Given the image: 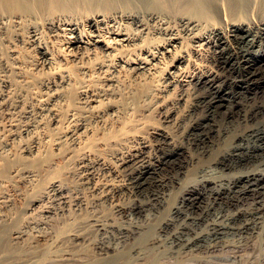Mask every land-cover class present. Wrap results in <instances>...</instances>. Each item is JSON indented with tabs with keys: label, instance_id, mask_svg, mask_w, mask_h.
<instances>
[{
	"label": "bare ground",
	"instance_id": "bare-ground-1",
	"mask_svg": "<svg viewBox=\"0 0 264 264\" xmlns=\"http://www.w3.org/2000/svg\"><path fill=\"white\" fill-rule=\"evenodd\" d=\"M209 48L220 54L228 52L230 60L231 57L237 60V72H244L246 78L225 76L218 70L220 64L212 68L207 66L210 63H198L195 57L202 58ZM161 73L164 76L157 84ZM261 82H264V0H0V137H14L18 128L42 134L31 146L20 150L12 149L6 141L0 148V258L11 257L19 264H45L44 258L47 259L53 246L59 247L68 239L85 238L83 232L76 231L56 239L53 235H49L51 238L37 234L23 241L25 225H22L27 211L53 193L68 202L67 180L75 165L89 182L92 197L78 196L77 201L88 208L100 205L104 199L111 202L122 191L136 195L129 205L118 203L116 209L122 212H139L151 200L164 202L170 215L181 213V207L191 209L197 214L187 218L201 222L206 218L203 198L209 203L212 200L233 207L231 215L228 213L230 222L211 221L206 224L209 229L205 226L206 231L184 240L182 246L195 247L208 239L212 241L226 230L249 231L253 226L250 222L233 223L264 209V169L257 167L264 163V99L260 103L255 100L245 103L253 95L242 96L243 91L235 90L232 84L245 88ZM191 84L214 88L205 94L198 92L201 98H207L206 105L187 128L192 143L194 140L196 144L203 143L199 146L201 152L197 148L195 154L190 147L175 142L168 131V123L181 124L184 114L178 115L174 107L167 105L170 99L163 97L167 88ZM238 104L251 108L242 113L236 108ZM153 108L162 113L163 125L149 126L146 122ZM234 116L241 117L240 121L236 117L232 122ZM41 138L46 141H40ZM205 163L221 170H235L229 176L228 189L217 186L219 177L191 182V176ZM159 166L163 172L157 171ZM31 181L35 182L34 199L27 209H21L12 195L19 196V185ZM205 188L209 189L207 195ZM178 191L182 194L178 203H173ZM226 191L238 198H226ZM249 198L253 201L251 211L245 205L241 207ZM208 206L207 209L211 207ZM107 217L95 220L97 226L108 225ZM110 218L109 226L115 225ZM171 220L166 215L154 223L146 222V226L138 225L139 233L132 244L145 243L155 230L168 227ZM259 227L264 229V222ZM132 228L126 226L123 230L130 234ZM141 247L142 252L145 249ZM105 249L108 256L101 258L109 264L126 257L128 251L131 254L130 248ZM174 255L179 257L177 253Z\"/></svg>",
	"mask_w": 264,
	"mask_h": 264
},
{
	"label": "rangeland",
	"instance_id": "rangeland-1",
	"mask_svg": "<svg viewBox=\"0 0 264 264\" xmlns=\"http://www.w3.org/2000/svg\"><path fill=\"white\" fill-rule=\"evenodd\" d=\"M160 36V35H159ZM158 36V38H159ZM164 35L161 34L160 38L162 37V39L164 40L165 36L163 37ZM160 41H162V39H160ZM189 41V40H187ZM186 41V42H187ZM185 42V43H186ZM189 45L190 43L187 42ZM214 51V52H212ZM209 52V53H208ZM208 52L205 53V55L200 58V57H195V59H197L198 63H201L202 65H206L207 63H210V64H207V66H211L212 68L216 67L218 68V65H219V68L218 70L221 71L225 76L229 77V78H233V79H236L235 75H237V78H241V79H245L246 77L243 75L244 72H237V68H236V64H237V60L234 59L233 57H231V60L230 58H228V52H223V53H218L216 49H213V48H209ZM217 52V53H216ZM209 54V55H208ZM213 54V55H211ZM207 55V56H206ZM217 55V56H216ZM209 56V58H208ZM223 56V57H222ZM230 56V55H229ZM213 57V58H212ZM208 58V59H207ZM201 59V60H200ZM208 61H207V60ZM226 59V60H225ZM221 60V61H220ZM207 61V62H206ZM217 61V62H216ZM203 62V63H202ZM205 63V64H204ZM214 63V64H213ZM224 64V65H222ZM161 65V64H160ZM215 65V66H213ZM221 66V67H220ZM224 67V68H223ZM164 68V67H163ZM229 68V69H228ZM165 69V68H164ZM229 71V72H228ZM226 72V73H224ZM234 72V73H233ZM230 73H231V76H230ZM242 73V74H241ZM228 74V75H226ZM239 74V75H238ZM159 79H161L163 76H164V73L162 74H159ZM161 80L157 81V84L160 82ZM233 88L235 90H242L243 92L241 93V95H245L246 97H253L250 101L247 100V102L245 103H250V102H253V100L257 101L260 103V101H262L264 99V82H261L260 84H257V85H249V87H239V86H236L235 83L232 84ZM254 86V87H253ZM187 87V88H186ZM186 87H182V86H179L177 87H170V88H167V90H165L164 92V96L165 98H168L170 99V102L167 104L168 106H172L176 109L177 114L178 115H183V119L182 121L180 122L181 124H172V123H168V131L171 132L173 134V137H174V141L177 142V143H182L183 145L187 146V147H190V149L193 151V153H198V152H201V148L199 146H201L203 143H197V141L194 140V142L192 143V138L190 136V134L187 133V128H188V125H189V122L193 121L195 119V117L197 116H200L203 112L202 109H204L205 105H206V99L204 97L201 98V96H199L198 94H205L207 93L209 90L210 91H213L214 88L211 89H208V86H204V87H198V86H194V85H189V86H186ZM259 87V88H258ZM196 88V89H195ZM258 88V89H257ZM250 89V90H249ZM169 90V91H168ZM176 90V91H175ZM197 90V91H196ZM204 90V91H203ZM208 90V91H206ZM259 90V91H258ZM254 91V92H253ZM199 92V93H198ZM205 92V93H204ZM168 93V94H167ZM262 93V94H260ZM166 94V96H165ZM258 94V95H257ZM260 94V96H259ZM196 95V96H195ZM182 96V97H181ZM257 97V98H256ZM262 97V98H261ZM198 98V99H197ZM205 100H204V99ZM259 98V99H258ZM262 99V100H261ZM241 100H244V97L241 98ZM179 102V103H178ZM197 102V103H196ZM174 103V104H173ZM178 103V104H177ZM196 103V104H194ZM205 103V104H204ZM244 103V102H243ZM170 104V105H169ZM172 104V105H171ZM177 104V105H175ZM200 106H199V105ZM204 106L202 107L201 105ZM174 105V106H173ZM195 105V106H194ZM198 105V106H197ZM197 106V107H196ZM246 107V109H245ZM242 106L240 104H238V106L236 108H240V111L242 113L246 112V111H249V108H251L249 105L248 107L247 106ZM178 108V109H177ZM192 108V109H191ZM196 108V109H195ZM234 108V109H236ZM182 109V110H181ZM191 109V110H190ZM195 109V110H194ZM248 109V110H247ZM245 110V111H244ZM194 111V113H193ZM196 111V112H195ZM199 111V112H198ZM199 113V114H198ZM162 113H160V111L156 110V108H153L152 109V112L150 113L149 116H147L146 118V122L148 123L149 126H152V125H163L162 124V120H161V115ZM194 115V116H193ZM197 115V116H196ZM189 116V117H188ZM186 117V118H185ZM238 117V119L236 118ZM194 118V119H193ZM191 119V120H189ZM238 120L240 121L241 117L239 118V116H234V118L232 119V122H234L233 120ZM45 120L48 121V117L45 118ZM186 120V121H185ZM161 121V122H160ZM185 121V122H184ZM184 122V123H183ZM225 124H229V123H225ZM243 124V121H241L240 125L242 126ZM160 125V126H161ZM18 133L14 136V137H10V136H1L0 138L1 139H4L2 141H0V148L3 147V144H5V142L3 141H6V142H9L11 144V146L13 147L12 149H15V150H20L22 147L24 146H31L34 142V140H36L37 138H40V136L42 134H39L40 132H37V131H34L33 130H28V131H24L22 132V129L18 128L15 132ZM187 133V134H186ZM40 135V136H39ZM189 135V137H187ZM37 136V137H36ZM190 138V139H189ZM40 141H46L45 139H40ZM195 144V145H194ZM224 143L221 142L220 146H222ZM8 146L5 147L8 148ZM199 150H198V149ZM6 150H9V149H6ZM198 150V152H197ZM13 151V150H12ZM206 165V166H205ZM259 166H257L259 169L263 170L264 169V163L261 164H258ZM72 166V164H71ZM162 166V165H161ZM213 166V167H212ZM75 169H74V172L72 174L69 175L68 177V180H67V186H68V202L67 203H64L60 197L59 194H50L47 198L41 200L37 205L34 206V208L30 211V212H26L25 217L23 218L24 222H23V225L24 226L22 228V230L24 229V239L23 241H27L29 239H31L32 237L34 238L35 236H38V235H44V236H49V235H53L52 237H55V239L57 237H64V234H69L71 235L70 233L74 234V233H79L81 232L80 234H82L83 232V235H85V238H82V239H79L78 241L77 240H72V239H68L66 240L61 246L59 247H52L51 248V253L49 252L47 254V259L44 258V260H46L44 262L43 260V263L45 264H109L108 261H104L102 260L103 259H106L107 257L105 256H108L107 253H108V250L105 249V247H110L114 250H121V249H126V248H130L128 250H131V254L127 253L126 257L122 258L121 260H118L120 262L117 261V263L115 262V264H242L241 261L243 262V264H263L264 262H260V261H264V229H262V227H259V224L264 222V209L263 210H260L258 211L257 213H255V216H254V213H250V214H247L241 218H239L238 220H236L235 222L236 223H233V224H238V221H239V224L240 225L241 223H245V222H250L253 226H250V229H248L249 231H237L235 230L233 232V230H226L224 231L223 233H221L219 235L218 238H213L212 241L210 239L206 240L205 242H200V245H196L195 247L194 246H185L183 245L182 246V242L186 239H189L191 238L192 236H194L195 234H197L198 232L199 233H202L203 230L206 231L207 229H209L207 225H210L211 221L213 223L214 222H230L229 220V217L232 213V208L230 207H226V203L223 204V202H216V203H213V201L211 199L210 203L206 200V198H203V210H204V216H206L205 220L204 221H199V222H192L191 220H189L188 216H192V215H196L197 213L196 212H193L191 209H188V208H185V207H181V213L179 214H171L169 213V208L167 207V205H164V202H151V200H149V203L148 205L146 204V206H144V210L143 208L138 212L135 211V210H127L125 212H122L120 210H117L116 206L118 205H121L123 206L124 205H129L132 202V200L135 199L136 195L135 194H131L129 195V192L128 191H122V195L121 193H119L118 195H116V198L111 202L109 199H104V201L102 200V206H101V203L100 205H96V206H92V207H89L86 206L84 203H80L79 201H77V197H81V196H86L87 198L88 197H91L90 195V189L88 187V183L86 181V178H84L82 175L83 173H80L81 171L78 170L76 168V165L73 166ZM203 168V169H202ZM201 168V170L199 169L195 175L191 176L192 177V181L191 182H194V181H199V180H202L204 177H213L216 179V177H219L216 181H217V186L219 187H224V189H228L229 187V184H230V174H232L234 171L230 172V171H227V170H221L219 169L218 167L215 168L214 165H207L206 163L203 164V167ZM212 168V169H211ZM210 169V170H209ZM159 170V172H161L162 170L160 169V166L158 167L157 171ZM205 170V171H204ZM213 170V171H212ZM215 170L217 172H215ZM225 171V175L223 174ZM264 171V170H263ZM78 172V173H77ZM163 172V171H162ZM198 172H200L199 174H197ZM215 172V174L213 173ZM228 172V173H226ZM204 173V174H203ZM208 173V174H207ZM217 173H221L220 176L219 174ZM80 175V176H79ZM203 175V176H202ZM218 175V176H217ZM221 177V178H220ZM227 177V178H226ZM202 178V179H201ZM224 179V180H223ZM221 180V181H220ZM225 181V182H223ZM223 182V184H222ZM26 183V184H25ZM24 184H21L19 185V193L20 195L19 196H13L12 197L15 199L16 201V204L19 208L21 209H27L30 205V201L32 199H34V196H35V193L33 192L32 190V186L34 185L35 182L32 183V181L29 183V182H25ZM221 183V184H220ZM228 184V185H227ZM87 188V189H86ZM80 189V190H79ZM83 189V190H82ZM178 189H176L177 191ZM205 190H207L205 192V194L207 195L209 189L205 188ZM84 191V192H83ZM89 193H86V192ZM82 192V193H81ZM127 192V193H126ZM87 194V195H84ZM233 192H228L226 191L225 194H228V197L226 198H234V197H237L236 195H232ZM182 194V193H181ZM178 191V193L176 192V194L174 193V196L175 199H173V203H178V199L180 198V195H181ZM134 195V196H133ZM232 195V196H231ZM51 196V197H50ZM118 196V197H117ZM139 196V195H138ZM60 197V198H59ZM140 197V196H139ZM142 197V198H141ZM140 198L141 199H144L146 198L144 195H142ZM144 197V198H143ZM92 198V197H91ZM89 198V199H91ZM238 198V197H237ZM61 199V200H60ZM107 200V201H106ZM61 201V202H60ZM109 201V202H108ZM176 201V202H175ZM207 201V202H206ZM247 201V202H246ZM250 201V202H249ZM60 202V203H59ZM63 202V203H62ZM105 202V203H103ZM252 202L251 199H245V202L244 204L242 203L241 204V207H245L246 209L249 208L248 211H251L252 209ZM41 203V204H40ZM79 203V204H77ZM117 203V204H116ZM162 203V204H161ZM205 203V204H204ZM209 205H207V204ZM221 203V204H220ZM153 204V206H152ZM156 204V207L154 206ZM219 204V205H218ZM225 205L224 207L222 206ZM251 204V205H250ZM83 205V206H82ZM114 205V206H113ZM157 205H160V209H159V206ZM211 205V207H210ZM216 205V207H215ZM245 205V206H244ZM102 208H101V207ZM113 206V207H112ZM151 206V207H150ZM207 206L209 209H207ZM147 207V209H146ZM155 207V208H153ZM166 207V208H165ZM205 207V208H204ZM225 207L226 209L228 210H225ZM150 208V209H148ZM168 208V209H167ZM217 208V209H216ZM35 209V210H34ZM155 209V210H154ZM157 209V210H156ZM159 209V211H158ZM143 210V211H142ZM147 210V211H146ZM153 210V211H151ZM168 210V211H166ZM183 210V211H182ZM185 210H188L185 211ZM202 210V211H203ZM208 210V211H207ZM218 210V211H217ZM222 210V211H221ZM132 211V212H131ZM142 211V212H141ZM150 211V212H149ZM167 215V216H171V221L168 225V227H161V229H158V230H155L156 232V236L155 234L153 233L151 235V237L148 239V241H146L143 246L141 248H143L144 251H139L140 249V246L138 245H134L132 244V240H135L136 239V236L137 234L139 233L138 232V225L140 226L141 224V227L143 226H146L147 224H150L151 223H154V220L156 221L157 219H159L161 216L162 217H165L166 215L163 214V212ZM166 211V212H165ZM210 211V212H209ZM214 211V212H213ZM119 212V213H118ZM136 212V213H135ZM158 214H157V213ZM168 212V214H167ZM185 212V213H184ZM209 212V213H208ZM220 212H222L220 214ZM230 212V213H229ZM263 212V213H262ZM2 213V212H1ZM0 213V214H1ZM29 213V214H28ZM108 213V214H107ZM122 213V214H120ZM133 213V214H132ZM224 213V214H223ZM228 213L230 215H228ZM261 216H260V214ZM124 214V215H123ZM161 214V215H159ZM192 214V215H191ZM211 214V215H209ZM223 214V215H222ZM227 214V215H226ZM105 215H108V217L110 216L111 220H113L114 224L116 225H113V226H109V221H108V217L106 219V224L108 225H105L103 227H98L97 224H96V221L95 220H98L100 217L102 216H105ZM127 215V216H126ZM129 215V216H128ZM135 215V216H133ZM149 215V216H148ZM179 215V216H178ZM182 215H183V218H182ZM188 215V216H187ZM209 215V217H208ZM29 216V217H27ZM125 216V217H124ZM133 216V217H132ZM137 216V217H136ZM143 216V217H142ZM254 216V218H253ZM175 217V218H173ZM178 217V218H177ZM185 217L187 219H185ZM256 217V219H255ZM139 218V219H138ZM177 218V219H176ZM212 218V219H211ZM243 218V219H242ZM249 218V219H248ZM253 218V219H252ZM26 219V220H25ZM109 219V220H110ZM150 219V220H149ZM209 219V220H208ZM223 219V220H222ZM224 219H226L224 221ZM241 219V220H240ZM245 219H248V220H245ZM262 219V220H261ZM30 220V221H29ZM153 220V221H152ZM250 220V221H249ZM257 220V221H256ZM261 220V222H259ZM29 221V222H28ZM139 221V222H137ZM150 221V222H149ZM188 221V223H187ZM243 221V222H242ZM252 221V222H251ZM257 224H253L255 222ZM131 222V223H130ZM144 222V223H142ZM147 222V224H146ZM173 222V223H172ZM182 224H181V223ZM208 222V223H206ZM133 223V224H132ZM139 223V224H137ZM180 223V225H179ZM131 224V225H130ZM137 224V225H136ZM174 224V225H173ZM176 224V225H175ZM189 224V225H188ZM119 225V226H118ZM121 225H123L122 228ZM173 225V226H172ZM182 225V226H181ZM193 225V226H192ZM197 225H198V228H197ZM255 225V226H254ZM134 227V229L132 230V232L129 234L128 232H125L123 229L125 227ZM187 226V227H186ZM206 226V228H205ZM60 227V228H59ZM112 227V228H111ZM171 227V228H170ZM179 229H177V228ZM182 227V228H181ZM190 227V228H189ZM252 227V228H251ZM63 228V229H62ZM110 228V229H109ZM119 228V229H118ZM163 228V229H162ZM175 228V229H174ZM195 228V229H193ZM206 230H205V229ZM260 228V229H259ZM264 228V227H263ZM101 229V230H100ZM112 229V230H111ZM121 229L120 233L118 234L119 230ZM168 229V230H167ZM174 229V230H173ZM180 229L182 231H180ZM254 229V231H253ZM114 230V231H113ZM176 230V232H174ZM179 230V232L177 231ZM194 230V231H193ZM197 230V231H196ZM199 230V231H198ZM259 230V232H258ZM262 230V232H261ZM77 231V232H76ZM137 231V232H136ZM174 233H173V232ZM185 231V232H184ZM192 231V232H191ZM196 231V232H195ZM201 231V232H200ZM228 231V232H227ZM237 231V232H236ZM69 232V233H67ZM117 232V233H116ZM136 234H135V233ZM164 232V233H163ZM172 232V233H171ZM188 232V233H187ZM233 232V233H232ZM240 232V233H239ZM43 233V234H42ZM59 233V234H58ZM115 235H114V234ZM134 233V236H131L133 235ZM159 235H158V234ZM163 233V234H162ZM167 233V234H166ZM185 233V234H184ZM198 233V234H199ZM240 235H239V234ZM246 233V234H244ZM254 233V234H253ZM38 234V235H37ZM125 234V235H124ZM128 234V236H127ZM162 236H161V235ZM170 234V235H169ZM180 234V235H179ZM257 234H259L258 236H256ZM263 236H261V235ZM168 235V236H167ZM176 235V236H175ZM184 235V236H182ZM225 235V236H224ZM227 235V236H226ZM231 235V236H230ZM243 237H242V236ZM246 235V236H245ZM249 237H248V236ZM252 235V236H251ZM49 236V237H51ZM118 236V237H117ZM153 236V237H152ZM166 236V237H165ZM170 236V237H169ZM173 236V237H172ZM182 236V237H181ZM190 236V237H189ZM51 237V238H52ZM88 237V238H87ZM117 238V239H114V238ZM121 237V238H120ZM123 237L125 239H123ZM130 237V238H129ZM134 237V238H133ZM158 237V238H157ZM164 237V238H163ZM169 237V238H168ZM180 237V240L179 238ZM187 237V238H185ZM252 239H251V238ZM27 238V239H26ZM120 238V239H119ZM155 239V242H153V240ZM158 240H157V239ZM160 238V239H159ZM54 239V238H53ZM118 239L121 240V243L118 242ZM153 239V240H152ZM217 239H220V240H217ZM223 239V240H222ZM227 239V240H226ZM242 239V240H241ZM249 242H247L248 240ZM125 240V241H124ZM152 240V241H151ZM157 240V241H156ZM161 240V241H160ZM176 240V241H175ZM178 240V241H177ZM210 240V241H209ZM21 241L20 243L24 244L25 242ZM130 241V243L128 242ZM160 241V242H159ZM169 241V242H168ZM214 241V242H213ZM225 241V242H224ZM125 242V244L123 243ZM127 242V244H126ZM151 242V244H150ZM164 242V243H163ZM168 242V243H167ZM211 242V243H209ZM221 242V243H220ZM228 242V243H226ZM244 242V243H243ZM246 242V243H245ZM110 243V244H109ZM121 245H120V244ZM147 243V244H146ZM153 243V244H152ZM155 243V244H154ZM162 245H160V244ZM180 243V244H179ZM208 243V244H207ZM226 243V244H225ZM112 244V245H111ZM157 244V245H156ZM167 244V245H165ZM202 244V245H201ZM222 244H225L222 245ZM243 244V245H242ZM247 244V245H246ZM250 244V245H249ZM100 245V247H99ZM104 245V246H103ZM110 245V246H109ZM125 245V246H124ZM128 245V247H127ZM134 245V246H133ZM146 245V247H145ZM147 245H148V248L150 247V249L147 248ZM150 245V246H149ZM173 245V247H172ZM208 245H211V247H209ZM215 245V246H214ZM218 245V246H217ZM220 245V246H219ZM249 245V246H248ZM103 246V248H102ZM134 250L132 249L133 247ZM156 247V248H153ZM175 246V247H174ZM180 246V247H179ZM185 246V248H183ZM214 246V247H212ZM217 246V247H216ZM243 246V247H242ZM124 247V248H123ZM132 247V248H131ZM152 247V248H151ZM170 247V248H168ZM177 247V249L175 250V248ZM179 247V249H178ZM188 247V248H187ZM197 247V248H196ZM206 247V248H205ZM248 247V248H247ZM55 248L58 250H55ZM116 248V249H115ZM164 248V249H163ZM168 248V249H167ZM193 248V249H192ZM202 251H201V249ZM205 248V249H204ZM246 248V250H245ZM54 249V250H53ZM184 249V250H183ZM200 249V250H199ZM213 249V250H212ZM215 249V250H214ZM101 250V251H99ZM133 250V251H132ZM142 250V249H140ZM169 250V251H168ZM175 252H174V251ZM178 250H180L178 252ZM200 252H199V251ZM206 250V251H204ZM244 252H243V251ZM174 254L177 253V256H175V258L173 257L172 255V252ZM183 251V252H182ZM189 251V252H187ZM191 251L193 253H191ZM141 252V254H139ZM147 252V253H146ZM182 252V254H181ZM240 252V254H239ZM243 252V254L241 253ZM146 253V255H145ZM138 255L139 258H137L136 255ZM148 254L150 255V257L148 256ZM238 254V255H236ZM135 255V256H133ZM141 255V256H140ZM144 255V256H142ZM241 255V256H240ZM243 255V256H242ZM76 256V257H75ZM102 256V258H101ZM105 258H104V257ZM129 256H131L129 258ZM147 256V257H146ZM66 257V258H65ZM240 257V258H239ZM64 258V259H63ZM146 258V259H145ZM149 258V260H148ZM239 258V259H238ZM3 259V260H2ZM8 259V260H7ZM11 257H8V258H0V264H19L18 260L15 262L13 261V258L11 259ZM101 259V260H100ZM127 259V260H126ZM137 259V260H136ZM140 260L142 262H140ZM146 260V261H144ZM151 260V261H150ZM197 260V261H196ZM9 261H11L9 263ZM65 261V262H64ZM240 261V262H239ZM15 262V263H14ZM148 262V263H146ZM158 262V263H157ZM114 264V263H113Z\"/></svg>",
	"mask_w": 264,
	"mask_h": 264
}]
</instances>
